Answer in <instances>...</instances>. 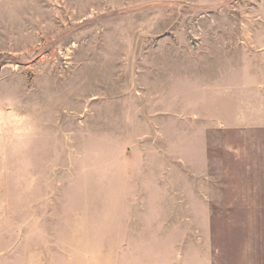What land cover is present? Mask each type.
<instances>
[{
  "label": "rangeland",
  "instance_id": "374dc122",
  "mask_svg": "<svg viewBox=\"0 0 264 264\" xmlns=\"http://www.w3.org/2000/svg\"><path fill=\"white\" fill-rule=\"evenodd\" d=\"M203 208L218 264H264V0H0V264Z\"/></svg>",
  "mask_w": 264,
  "mask_h": 264
},
{
  "label": "crops",
  "instance_id": "0c3cea01",
  "mask_svg": "<svg viewBox=\"0 0 264 264\" xmlns=\"http://www.w3.org/2000/svg\"><path fill=\"white\" fill-rule=\"evenodd\" d=\"M196 200L203 204L201 199ZM132 227L124 224V229H114L113 235H101L113 236L115 240L82 255L74 264H218L208 209H202L193 231Z\"/></svg>",
  "mask_w": 264,
  "mask_h": 264
}]
</instances>
